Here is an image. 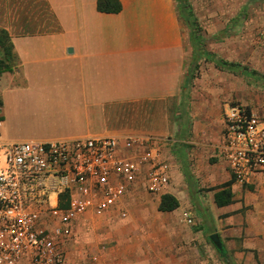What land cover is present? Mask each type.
<instances>
[{"label":"crops","instance_id":"1","mask_svg":"<svg viewBox=\"0 0 264 264\" xmlns=\"http://www.w3.org/2000/svg\"><path fill=\"white\" fill-rule=\"evenodd\" d=\"M119 1L121 11L107 13L98 0H0V31L12 53L6 59L0 44L2 126L4 100L14 97L39 125L23 141L151 137L169 166V185L159 192L150 191L141 165L123 206L127 218L89 214L80 244L69 247L71 263L93 264L100 253L98 264H203L212 248L218 253L209 239L217 233L232 264H264V173L238 184L217 155L233 69L216 64L208 75L202 49L199 58L194 49L187 55L193 43L177 0ZM254 41L264 46V36ZM0 141L17 140L0 133ZM223 192L230 200L218 204ZM164 195L178 207L161 210Z\"/></svg>","mask_w":264,"mask_h":264},{"label":"built area","instance_id":"2","mask_svg":"<svg viewBox=\"0 0 264 264\" xmlns=\"http://www.w3.org/2000/svg\"><path fill=\"white\" fill-rule=\"evenodd\" d=\"M223 123L217 155L242 185L264 173V108L227 104ZM152 139L0 141V264H73L69 247L80 244L79 232L89 228V214L119 212L121 219L127 218L123 206L141 178V165L148 167L150 191L166 190L169 166ZM186 220L193 223L188 215ZM79 253L81 258L86 250ZM101 257L93 254L90 260L98 264Z\"/></svg>","mask_w":264,"mask_h":264},{"label":"rangeland","instance_id":"3","mask_svg":"<svg viewBox=\"0 0 264 264\" xmlns=\"http://www.w3.org/2000/svg\"><path fill=\"white\" fill-rule=\"evenodd\" d=\"M192 11L194 26L200 39L202 52L206 60L202 63L209 67L220 70L214 63V59L223 63H231L236 67L228 72L233 74L234 90L233 97L226 104L239 103L254 110L264 108V46L254 41V38H262L264 29V0H187ZM179 5V4H178ZM180 10V5H179ZM181 13V12H180ZM182 15V14H181ZM182 17V16H181ZM185 22L186 34L190 33L188 23ZM226 35L231 40V49L226 46ZM189 38V37H188ZM187 55L193 53V46L188 45ZM216 71V70H214ZM200 74V71L198 72ZM225 81V72H218ZM229 76V75H228ZM221 94L225 95L227 90L221 88ZM214 89L207 91L213 95ZM225 108V104L223 105ZM4 124L0 128L1 135L7 134L10 138L23 141L33 138L36 130L39 129L34 114H24L18 106L16 98L10 97L4 100ZM71 120H69V128ZM77 125L73 120V126ZM74 128V127H73ZM87 134L80 131L79 134ZM214 250V257L205 261L222 264L218 253ZM204 260V259H203ZM203 262V264H205Z\"/></svg>","mask_w":264,"mask_h":264},{"label":"trees","instance_id":"4","mask_svg":"<svg viewBox=\"0 0 264 264\" xmlns=\"http://www.w3.org/2000/svg\"><path fill=\"white\" fill-rule=\"evenodd\" d=\"M178 4L180 5V12L181 16L185 19V21L188 23L190 27V37L193 43V49H194V54L196 55V58H199L201 55V44H200V39L199 35L197 33V30L194 26V19H193V14L192 11L187 3V0H177ZM97 8L101 12H107V13H119L122 9L121 3L119 0H98L97 3ZM0 44L3 47L4 50V55L6 56V59L12 60V53H11V46L8 45V36L5 31H0ZM214 62L217 64L219 67H229L230 69H234L236 65L231 64V63H223L220 62L219 60H215ZM2 64V63H1ZM1 107V103H0ZM1 116H0V121H1ZM216 200L218 204H224L229 202L230 197L227 195V192H223L221 194H217ZM178 207V201L170 195H164L162 198V202L160 204V209L163 211H171L175 208ZM219 253V252H218ZM219 256L221 260L225 264H232L231 258L228 256V253L226 252L225 255H222L219 253Z\"/></svg>","mask_w":264,"mask_h":264},{"label":"water","instance_id":"5","mask_svg":"<svg viewBox=\"0 0 264 264\" xmlns=\"http://www.w3.org/2000/svg\"><path fill=\"white\" fill-rule=\"evenodd\" d=\"M209 239H210L211 243L214 245V247L216 248V250L220 254H222V255L226 254V250L224 248V245L221 241L220 236L217 233L210 235Z\"/></svg>","mask_w":264,"mask_h":264}]
</instances>
